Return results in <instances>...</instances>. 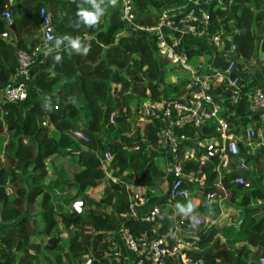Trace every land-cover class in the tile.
Instances as JSON below:
<instances>
[{"label":"trees","instance_id":"trees-1","mask_svg":"<svg viewBox=\"0 0 264 264\" xmlns=\"http://www.w3.org/2000/svg\"><path fill=\"white\" fill-rule=\"evenodd\" d=\"M172 1L175 2L170 4L174 5L179 2ZM197 2V7L209 14L210 32L220 35L224 50H232L236 59L235 73L244 82L243 94L258 87L244 65L264 52V0ZM133 3L136 20L153 22L155 17L148 10L147 0H133ZM187 5L193 6L192 0H187ZM40 6L51 11L55 37L34 60L32 66L39 62L41 68L31 66L25 81V97L2 101L0 105L3 113L0 118V223H13L0 235V264H124L113 237L119 228H127L136 241L167 234L171 223L167 214L172 209L162 207L152 221L121 217L120 213L128 211L127 192L123 184L106 178L105 170L115 171L117 175L126 171L132 185L142 186L149 173L158 171L157 151L148 146H156L160 119L151 115L139 128L130 121V116L133 109L140 112L142 103L162 97L164 92L158 80L162 81L168 62L158 56L148 38L121 33L129 27L119 19L117 7L111 5V0H95V6L91 0H0V33L6 31L7 34L6 38L0 35L1 93L11 84L17 67L15 49L29 50L41 45L37 13ZM97 7L103 13L98 25L88 26L80 21L77 13L82 8L94 12ZM5 10L11 14L9 24L2 16ZM65 35L80 38L82 44L89 46L88 54L71 49L69 39L63 38ZM57 39H63L59 47L55 46ZM181 45L188 57L210 53L208 45L195 38L185 39ZM57 55L62 57L61 62L55 60ZM228 59V55L219 52L207 63L223 69ZM256 63L261 65L260 73L264 76V61L256 60ZM184 82L175 83L173 92ZM223 86L215 83L211 89L218 92ZM79 96L81 104L77 105L74 98ZM222 98L225 107L244 125L250 123L254 133L259 127L264 129V122L249 114L245 95L235 105L228 102L226 92ZM111 111L114 112L112 123L108 122ZM80 113L83 127L76 125ZM229 119L235 122L231 115ZM78 127L88 134V142H81L72 135ZM204 132H211V128L206 127ZM97 138L101 142L99 149ZM134 145L137 149H131ZM238 146L244 154L243 144L239 142ZM104 151L111 156L106 165L100 155ZM262 153L263 146L254 156L257 168L261 169L264 167ZM55 154L69 157L77 167L64 181L66 186L75 188L73 195L66 198L67 208L56 206L51 198L53 181L47 178L45 161ZM214 163L215 160L207 162L200 168L204 175L200 203L205 201L206 192L219 190L214 185ZM190 167L197 169L193 161L183 162V171ZM230 178L231 175L222 178L223 186L231 193L230 205L248 211L256 208L250 203L252 199L264 200L261 188L245 189L231 183ZM185 186L192 192V184ZM98 188L100 197L95 195ZM80 196L107 206L108 210L71 209V201ZM37 197L39 229L24 212ZM180 215L182 213H177L176 217ZM218 229L215 225L191 226L198 236L195 243L198 251L193 254L202 257L204 264H245L248 259L250 264H258L257 259L264 258V215L258 219L251 217L242 226L246 238L237 250L219 243ZM248 246L259 250L254 254Z\"/></svg>","mask_w":264,"mask_h":264},{"label":"built area","instance_id":"built-area-1","mask_svg":"<svg viewBox=\"0 0 264 264\" xmlns=\"http://www.w3.org/2000/svg\"><path fill=\"white\" fill-rule=\"evenodd\" d=\"M192 4L193 6H188L186 3L177 11L162 9L157 13L155 20L149 24L136 20L133 0H117V10L119 19L130 29L148 38L158 56L169 64L179 65L182 69H190L186 64V49L181 45V41L188 38L204 41L213 46L215 50H220L223 55L231 54L223 69L211 67L210 64L207 68L206 65L211 60H204L203 67L199 68L202 62L195 58L196 66L190 69L187 79L179 80L185 82L177 91H172L177 81L170 80L169 84H164L167 86V91H163L162 97L157 101L142 103L139 112L142 116L141 120H147L152 115L161 121L155 143L159 146L160 154L162 156L166 154L169 160L167 200L187 201L193 198L199 201L201 188L204 185V175L200 168L205 163L215 160L214 185L219 190L218 192H206L204 200L209 202L216 199L218 202L221 200V194L226 190L222 183L224 175H231L229 181L234 185H240L243 188L253 186V177L250 176L248 163L240 152L238 143L243 141L242 143L248 146L253 136L261 139L260 130L257 129L254 133L252 127H243L244 123L241 119L225 107L222 94L226 92L228 102L232 105L237 104L245 95L249 114L256 116L262 123L264 122V89L254 87L243 94L244 82H241L240 77L235 73L236 59L232 56V50H224L220 35L210 32L212 23L208 12L197 7V0H192ZM37 13L41 45H36L29 50L15 49L14 57L17 64L15 79L5 87L3 102L17 101L25 97V81L29 78L30 68L34 60L55 37L54 23L48 9L40 6ZM2 16L7 24L11 22L10 11H3ZM0 35L1 37L7 36L6 31ZM215 83H222L224 86L216 92L212 90ZM173 93L177 98L172 96ZM182 95L185 96L183 100ZM113 113L111 111L108 115L110 123L113 121ZM229 115L235 119V122L229 119ZM237 119H239L238 122H236ZM44 124L45 122L42 121L41 125ZM238 124H242L240 129ZM206 127H210L211 132L205 133ZM72 135L81 142L89 141L88 134L80 129H74ZM137 147L134 145L131 149H137ZM148 147L153 148L151 145ZM110 157V153L104 151L101 154L103 164L108 162ZM187 160L193 161L197 169L193 170L190 167L188 171H183V162ZM185 184L194 186L192 192ZM143 194V187H137L127 205L129 211L135 204L143 203ZM158 213L157 205L151 206L146 213L139 216V219L152 221ZM120 216L128 215L120 213ZM193 225L198 228L203 226L202 217L197 213L176 217L171 231L150 240L142 237L136 241L125 227H120L118 233L127 248L135 254L131 264H204L202 257L193 254L198 251L195 246L198 236L196 234L176 236L178 230H186ZM257 263L264 264V258L259 257Z\"/></svg>","mask_w":264,"mask_h":264},{"label":"crops","instance_id":"crops-1","mask_svg":"<svg viewBox=\"0 0 264 264\" xmlns=\"http://www.w3.org/2000/svg\"><path fill=\"white\" fill-rule=\"evenodd\" d=\"M171 2H175V1H172V0H147L148 10H150V12L152 13L151 15L152 16L154 15V17L156 18V15L160 10L170 9V10L177 11L179 8L182 7V5L187 3V0H181V1L179 0V2L175 5L170 4ZM115 7H117V4L115 5ZM220 7H222V5ZM50 13H51V11H50ZM50 15L52 18V14H50ZM155 18L153 19V21L155 20ZM150 23H152V22H150ZM147 24H149V23H147ZM128 29H130V28H126L125 31L121 32V33L126 34V35L130 34L131 32ZM4 38H6V36ZM248 63H250V62H247L246 65ZM35 67H38L40 69L41 68L40 63L37 62L32 66V68H35ZM164 76L165 75H162V81H161L162 84L160 85V88L162 91L165 92V91H167V86H165L164 84L165 83L169 84V82L166 80V78ZM249 78L255 79L256 82L258 83V87H261L264 89V76L261 73L255 74V72H254L251 74V71H249ZM14 79H15V76L13 75L12 80H14ZM115 86L117 87L118 85L115 84ZM74 100H76L77 105L81 104L80 96L74 98ZM2 101H3V92L2 93L0 92V105H1ZM136 106H137V103H136ZM130 110H132V109H130ZM133 111H135V110L134 109L132 110L131 115L136 114L135 115L136 118L138 117L137 119L140 120L139 111H136L137 113L136 112L134 113ZM2 116H3V113L0 112V118H2ZM130 117H131L130 121L133 122V120H135L134 117H132V116H130ZM142 121H145V120L142 119ZM76 125L79 127H83L82 113H80L78 118L76 119ZM134 126H136V125H134ZM79 127H78V129H79ZM257 129L260 130V132H261V139L255 138L253 141H250V144L248 146H245L244 143H242L243 141L241 143L243 144V151L245 152L244 158L246 156H248L249 157V160H247L248 165H249V163H252V170L250 171V176L253 177L254 184L250 188L259 187L264 192V188H263V185H264V178H263L264 177V167H263V169H261L260 166H258V168H257V162L254 161L255 153L258 152L262 146L264 147V129H262L261 127L257 128ZM6 138H7V136L5 138H3L2 144H5ZM96 141H97V145H98V149H99L101 142H100V140H98V138L96 139ZM0 153H2V147H0ZM262 158L264 160V157H262ZM45 162H46V167H47V178L50 181H53L51 198L54 201V203L56 204V206L60 205L61 207L67 208L66 207V198L73 195V193L75 192V188L73 186H66L64 184V181H67L70 178L71 174L73 172L77 171V167L69 157H62V156L57 155V154L51 156ZM104 164L106 165L107 162H105ZM258 169H261V170L258 171ZM105 171H106V178L115 179V181L124 185V188H125L127 195H128V203H129V201H131L132 193L137 189V187H139V186L143 187L142 185H132L129 181V178H127V176L125 175L126 171H124L121 175H117L115 171H112L110 169L109 170L107 169ZM254 171L256 172V174H254ZM166 173H167V175H169L168 169L166 170ZM60 177H63V178H60ZM64 178H66V179H64ZM167 181H169V176L166 180V184L168 183ZM164 183L165 182H163V181L160 182V185L158 187V191H160V188L162 189V186L164 185ZM245 189H249V188H245ZM95 195L100 197V195H101L100 188L95 190ZM221 195H222L221 200L218 202L216 201V199H213L212 201H209V202L204 201V202H206V209L208 211H212V210H215L217 208L219 216H225L226 214H228L227 216H229V213H227V212L232 210V213H230L232 217L229 216L227 223H228V225H234L235 223L239 222L241 218H243L244 215H243L242 211L244 209H241L240 207L233 206V205H227V206L221 205V202L223 200H225L227 197H228V201H229V198L231 195L230 190L226 189ZM143 198H144L143 203L135 204L130 211L129 210L127 211L128 216L139 217V216L143 215L144 213H146L147 210L151 206L157 205V203H160V202L167 201L166 191L163 193V195H157L154 198H145V197H143ZM190 200L193 201V204L191 202H186V201H173V202L169 201V203H171L169 205V207L170 208L172 207V209H173V207H176V205L179 204V206H178L179 208L175 209V211L177 213H183L180 211V207L183 206V207L187 208V206L189 204H191L193 206L191 213L195 212V213L199 214L203 220V226L202 227L206 228L204 225V219H203V215L201 214V210L199 209V207L195 206L200 202L193 199V198ZM212 202H216L218 204H215ZM250 203L252 206H255L256 208L254 210H248L247 212H244L247 216L246 221L244 218V224L251 217L258 219L264 215V200L252 199L250 201ZM37 204H38V197L35 199V202H33L30 206H28V207L26 206L24 212H25V215H27L29 218H32V220L35 223L34 224L35 228L39 229L41 224H40L38 216L36 215L37 211H38V205ZM69 206L71 209H73L75 211H81V210L87 209V208H97V209L108 210L107 206H103L101 204L95 203L94 201H92V199H89L88 197H85V196H80V197H77L76 199H73ZM177 213H175L173 217H172V215H171V217H168L169 214H167V217L169 218L170 222L173 223V226H174V221H175ZM233 217H234V220H235V218H237V220L233 221ZM12 224H13L12 222L11 223H0V235L5 230V228L7 226L12 225ZM228 225H225V224L215 225L219 228L218 230L221 231L220 233H216V236L219 239V243H223V244L225 243L226 245L233 248L234 250H237L240 246L243 245L244 240L246 238V234H244L241 231L242 227H240L239 231H235L232 226H229L227 228L228 230H226V232H224L223 228L227 227ZM170 229H171V226L169 224V230L167 231V233L170 231ZM180 232L183 233L182 236L183 235L192 236L193 234H195V232H193L191 230V227L186 229V230H178V233H180ZM113 237L115 238V243H116V246L118 249V254H120L122 256L124 264H131V262L133 261V259L135 257V254L127 248V246L125 245L121 235L118 232L115 233ZM248 247L252 251V253H254V254H256L257 250H259L255 247H252V246H248ZM248 258H249V256H248ZM250 263L251 262L248 259V261L245 264H250ZM223 264H228V263L224 262Z\"/></svg>","mask_w":264,"mask_h":264},{"label":"rangeland","instance_id":"rangeland-1","mask_svg":"<svg viewBox=\"0 0 264 264\" xmlns=\"http://www.w3.org/2000/svg\"><path fill=\"white\" fill-rule=\"evenodd\" d=\"M49 11V10H48ZM49 13H50V11H49ZM51 14V13H50ZM133 35H136V36H140V37H144V35L143 34H141L140 32H138V31H135V30H132V29H128ZM125 30H123L122 32H124ZM207 45H208V48H209V50H210V53L209 54H204V53H202V54H199V55H197V59H199V61L200 62H202L201 63V65L199 66V68H202L203 67V61L204 60H212L211 58V56L214 54V53H221V51L220 50H215L214 48H213V46H211L210 44H208V43H206ZM231 55V54H230ZM230 55H228V57L230 56ZM255 58H257L256 60H262V61H264V52H261L260 54H257L256 55V57H254V59L253 60H251L250 61V63H248L247 65H246V63H245V68H246V70L247 71H251V74L252 73H254L255 72V74H259L260 73V68H261V65L260 64H257L256 63V60H255ZM186 64L190 67V69H194V67L196 66V64H197V61L195 60V58H194V56H192V57H188L187 56V61H186ZM208 66H209V64H207L206 65V67L208 68ZM164 68V67H163ZM165 70H167V72L165 71L164 73H163V75H165L164 77L166 78V80L169 82L170 80H174V82H178L179 80H181V79H187L188 78V76L190 75V69H182L181 68V66H179V65H173V64H169V63H166L165 64V68H164ZM167 74V75H166ZM158 83L161 85L162 83H161V81H160V79L158 80ZM175 84V83H174ZM174 87V86H173ZM172 91H174L173 90V88H172ZM172 96L174 97V98H177L176 97V94H172ZM185 98V96L184 95H182V97H181V99L183 100ZM133 109V108H132ZM134 113H135V111H133ZM136 115V114H135ZM134 114L133 115H131L132 117H134V119L135 120H133V123H134V125H136L137 127H139V128H141L142 127V125H143V122L144 121H142L141 119L139 120V119H137L136 118V116H135ZM142 116H140L139 118H141ZM241 125L242 124H238V128L240 129L241 128ZM243 127H251V124L250 123H247V124H245V125H243ZM263 138V137H262ZM0 139H1V136H0ZM209 140H211V139H209ZM254 139H251V141H253ZM155 152L157 151V154H156V161H158V171H156L155 173H149L148 175H147V178H148V180L144 183V185H143V188H144V194H143V197H145V198H154V197H156L157 195H163V193L167 190V187H168V183L166 184V180H167V178H168V176L169 175H167V173H166V170L168 169V166H169V160H168V157H167V155L166 154H164V156H162L161 154H160V149H159V146L158 145H156V146H153V148H152ZM166 150H168V149H166ZM243 156H245V152H244V154H242ZM262 157H264V153H262ZM261 157V158H262ZM263 163H264V161H263ZM263 166H264V164H263ZM248 170L249 171H251L252 170V163H249V165H248ZM254 174H256V172L254 171ZM64 177V176H63ZM63 177H60V178H63ZM64 179H66V178H64ZM165 182L164 183V185L162 186V189L160 188V191H158V187H159V185H160V182ZM168 182V181H167ZM161 192V193H160ZM177 201H180L179 199L177 200ZM212 201V200H211ZM224 201V202H223ZM222 202H221V205H223V206H227V205H230V202L228 201V197L225 199V200H223ZM186 202H191L192 204H193V201L192 200H187ZM179 203V202H178ZM212 203H215V204H218V203H216V202H212ZM171 203H169V201L167 200V201H165V203H157V208H158V210H160V209H162V207L164 208V209H167L168 207H169V205H170ZM154 206H156V205H154ZM179 204L178 205H176V207H173V209H172V207H171V209H172V212H169V215H168V217H171V215H172V217L174 216V214L175 213H177L176 211H175V209H178L179 207ZM196 207H199V209L201 210V214L203 215V219H204V225H205V227L207 228V227H210V226H212V225H222V224H225V225H228V223H227V220L229 219V216H231V214L230 213H232V210L231 211H229V212H227V213H229V216H227L228 214H226L225 216H219L218 215V209L216 208L215 210H212V211H208L207 209H206V202H203V203H198L197 205H195ZM233 206H235V205H233ZM224 211V210H223ZM207 212V213H206ZM244 212H247V211H242V213H243V218H241L240 219V221L239 222H237V223H235L234 225H228L227 227H224L223 228V230H224V232H226V230H228L227 228L229 227V226H232L233 227V229L235 230V231H239L240 230V227H242V225L244 224V218H245V221H246V214L244 213ZM182 215H185V213H182ZM232 217V216H231ZM237 218H235V220H236ZM234 220V217H233V221H235ZM35 224V223H34ZM170 226H171V228H172V226H173V223H170ZM170 231H171V229H170ZM221 231H217V233H220ZM182 232H180V233H178L177 232V234H176V236L177 237H181L182 236ZM229 264V263H228Z\"/></svg>","mask_w":264,"mask_h":264},{"label":"clouds","instance_id":"clouds-1","mask_svg":"<svg viewBox=\"0 0 264 264\" xmlns=\"http://www.w3.org/2000/svg\"><path fill=\"white\" fill-rule=\"evenodd\" d=\"M91 2L93 3V5L95 6V0H91ZM117 4V0H111V5L115 6ZM79 19L81 22H83L84 24L88 25V26H96L98 25L100 18L102 17L103 13L101 12V10H99V8H96V11L94 12H89L87 10H83V8L81 9V11H79L77 13ZM64 39H69L70 45H71V49L75 50L77 53L82 54V55H87L90 48L89 46H86L84 44H82L80 38H73L71 36L65 35L63 36ZM49 39H51V37H49ZM63 43V39H57L55 41V46L59 47L60 44ZM49 53H46V55ZM55 60L57 62H61L62 57L60 55H57L54 57ZM192 205L189 204L187 206V208L181 206L180 207V211L187 214V212H190L192 210Z\"/></svg>","mask_w":264,"mask_h":264}]
</instances>
